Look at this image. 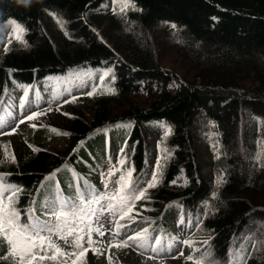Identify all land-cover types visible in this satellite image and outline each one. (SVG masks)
<instances>
[{"label": "trees", "instance_id": "1", "mask_svg": "<svg viewBox=\"0 0 264 264\" xmlns=\"http://www.w3.org/2000/svg\"><path fill=\"white\" fill-rule=\"evenodd\" d=\"M16 24L25 31L8 36ZM5 37L0 110L11 95L19 105L42 85L93 78L63 103L73 108L63 126H49L67 150L38 145L9 163L0 153V177L20 189L12 207L21 224L30 212L47 220V199L78 202L115 176L116 193L129 169L127 191L138 193L156 173V186L131 209L140 227L127 247L204 241L183 264H264V0H0ZM168 50L187 63L188 80L161 63ZM129 97L145 100L111 110ZM84 103L94 104L93 118L81 114ZM176 181L180 189L171 188ZM55 246L62 255L49 249L56 259L31 264H90L100 255ZM9 248L0 238V264H18Z\"/></svg>", "mask_w": 264, "mask_h": 264}, {"label": "rangeland", "instance_id": "2", "mask_svg": "<svg viewBox=\"0 0 264 264\" xmlns=\"http://www.w3.org/2000/svg\"><path fill=\"white\" fill-rule=\"evenodd\" d=\"M5 52V41L0 45V58ZM161 63L164 67L174 70L178 75L184 79L188 80L190 76L189 68L187 63L184 61L182 56L176 50H168L163 53L161 57ZM81 79H76L73 82L72 88L79 89L80 86L87 88L89 84V78L86 75L81 76ZM59 91L61 95L59 96L61 100L57 98L53 100L52 96L48 100L45 99L47 94H52V92ZM68 91L64 86L57 87L54 84H47L39 89V92L33 95L32 100L28 104H23L19 107L17 111L12 110L10 107L7 112L0 115V121L5 117L13 114L15 115L12 121L4 122L0 124V153L4 155L6 163L14 161L19 157L24 156L33 146L41 145L51 151L61 152L68 148V140L65 137L52 136L48 137L49 131L48 126L61 127L66 120V115L70 114L72 111V106L68 108H63L61 106V101H63L68 95ZM37 94H39L37 96ZM42 95V97H41ZM118 102H113L111 105V110L114 112L121 111L125 106H128L133 100L137 102H144V98L132 99L122 98L117 99ZM10 104L16 105V98L12 96L10 98ZM94 104L84 103L81 105L80 112L86 119H91L94 116ZM16 112V113H14ZM40 113L32 120L25 119L32 113ZM3 111L0 112V114ZM23 120V123L20 121ZM196 127V126H194ZM159 131V130H157ZM156 131V132H157ZM155 132V133H156ZM182 181L174 182L171 187L173 189H180L182 187ZM107 185V187H106ZM110 183L104 180V193L103 195H108L111 189ZM92 197L87 196L85 200H90ZM107 200L101 201V204H107ZM99 205L93 204L91 206V211L95 215L89 216L88 223L78 222L74 225L76 232L72 236L65 239H61L58 235H53L51 240L56 242L58 245L65 248H71L75 245L74 241L77 235L83 236V239L89 238L88 231L89 228L96 229L99 228L103 235H99L96 231H91V240L98 242L102 247L108 249L110 244L115 241H121L126 235L133 232L137 225L133 222H124L118 228L115 227V215L111 212L104 210L102 213L99 210ZM97 209V213L96 210ZM98 216V219H97ZM125 221H129L125 219ZM256 224L263 226L261 221L256 222ZM83 229V231H80ZM118 233V234H117ZM204 246V242L199 245L200 249ZM264 246V241H263ZM192 248L189 247L184 250V252L191 251ZM176 251H166L160 258H153L151 254L145 252L144 249H132L127 252L124 247H118L117 251L113 254L111 258H114L116 264H183ZM110 259V258H109ZM107 257H103L97 260L96 264H108Z\"/></svg>", "mask_w": 264, "mask_h": 264}, {"label": "snow or ice", "instance_id": "3", "mask_svg": "<svg viewBox=\"0 0 264 264\" xmlns=\"http://www.w3.org/2000/svg\"><path fill=\"white\" fill-rule=\"evenodd\" d=\"M9 23L15 24L14 21ZM16 29L23 33L25 30L19 24H16ZM175 28V25H172ZM81 79L82 77H77ZM67 83L71 84V81ZM39 94H37L38 96ZM59 95L56 91L53 94V100H55ZM87 95H93V92H88ZM40 113H32L25 119L32 120ZM24 121L21 120L20 123ZM170 132V130H169ZM123 160L120 161L123 164ZM112 173L110 172L109 175ZM132 177V170L129 169L126 176L121 175L117 183L120 185L118 191L112 195H100L92 194V199L85 200L83 195H81L79 201H64L58 196L54 199H47L45 201L44 207L47 209L45 215L48 216L47 220H40L34 215V213H29V221L27 223H20V213L12 207L16 203L17 193L20 191L19 188L13 187L11 185H6L3 182V177H0V238H3L7 244L10 246L9 254L14 258L18 257V264H31L32 260L39 259H56V255L51 257L47 256L49 249H53L55 253L62 255L59 249L56 248L55 244L52 242L51 237L53 235H58L61 239L67 241L68 236H72L76 229L73 225L76 221H86L90 215H95L90 210L93 204L99 205V210L102 213L104 210L111 212L113 215L119 214L120 218L123 219L126 215L130 217L131 209L134 202L145 198V193L147 188H152L156 186L157 175L153 174L152 180L148 183L147 188L140 190L138 193L135 191L128 192V183ZM49 179V178H46ZM107 187V185H106ZM5 193H9L5 196ZM107 200V204H101V201ZM96 213H97V209ZM98 219V216H97ZM119 227V225L117 226ZM96 231L99 235H103V232L99 228L91 229L89 228V244L92 243L91 231ZM80 231H83L81 229ZM147 232V229L144 230ZM118 234V233H117ZM83 236L77 235L74 241L76 247H81L80 241ZM129 240H135L137 237H129ZM123 245L128 244V240L121 242ZM157 243H160L157 240ZM43 252L44 255H40ZM83 255V252H81Z\"/></svg>", "mask_w": 264, "mask_h": 264}, {"label": "clouds", "instance_id": "4", "mask_svg": "<svg viewBox=\"0 0 264 264\" xmlns=\"http://www.w3.org/2000/svg\"><path fill=\"white\" fill-rule=\"evenodd\" d=\"M18 3L26 5V4L30 3V0H18Z\"/></svg>", "mask_w": 264, "mask_h": 264}]
</instances>
